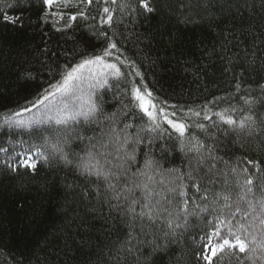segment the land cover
<instances>
[{"label":"trees","instance_id":"trees-1","mask_svg":"<svg viewBox=\"0 0 264 264\" xmlns=\"http://www.w3.org/2000/svg\"><path fill=\"white\" fill-rule=\"evenodd\" d=\"M148 3L151 12L142 0H0V264H207L206 234H227L217 217L264 241V0ZM105 48L121 75L100 88L75 81L85 97L39 120L52 85ZM135 88L184 134L164 114L153 123ZM90 93L102 112L56 123L86 112ZM89 151L115 174L119 201L103 178L76 168ZM168 221L175 235L165 237ZM253 247L212 264H264L261 249L247 259Z\"/></svg>","mask_w":264,"mask_h":264},{"label":"snow or ice","instance_id":"snow-or-ice-1","mask_svg":"<svg viewBox=\"0 0 264 264\" xmlns=\"http://www.w3.org/2000/svg\"><path fill=\"white\" fill-rule=\"evenodd\" d=\"M91 2H92V0H87V3L90 4ZM44 3L46 5H48L49 7H51L54 3V0H44ZM142 3H143V7L147 11H149V12L153 11V9L150 7V5L148 3V0H142ZM65 6H66V4H65ZM104 11L107 13L109 10L107 8H105ZM81 15H83V14L81 13ZM72 19L75 20L76 17L73 16ZM4 20L6 22L15 24V23H17V21L20 20V17H18V16L17 17H9L7 14H5ZM108 21L109 22L111 21V15L108 16ZM111 48L112 49L116 48L115 43L111 44ZM111 55H112V52L110 51V49L105 48L103 50L102 55H96L94 58L84 59L82 63L78 64L75 68L71 69V71H68L64 74L62 82H59L55 85H52V88L54 89L53 92L44 95L37 103L43 104L44 101L49 99V95L55 96L57 93L61 94L62 96H65V97L73 95L76 91L79 90L78 86L74 82L82 79V70L85 69L87 66L102 65L103 67L111 69L113 71V74L115 76L119 77L121 75L120 69L117 68V66L115 64H107L104 61L105 56H111ZM100 83L101 84H107V79H103ZM44 91H45V93L48 92L47 89H45ZM133 92H134V97H135L136 101H138V107L143 111V113L145 115H147L149 117V119L153 123H155L158 120V118H160V113H162L164 110L163 109L157 110V106L153 102V99H152V93L147 92V91L142 93L139 88H135L133 90ZM91 95L92 94L90 93L89 99L87 101L88 107H87L86 112L78 111L73 115H66L62 118H57L56 123H58V124L67 123L69 119H75L77 115H83L86 118H88V117L94 118L97 115V113L102 112V108L100 106H98L95 101H93L91 99ZM26 110H28V109H26ZM115 115L116 114L113 113L110 116H106L105 118L106 119H114ZM197 115H199V113H197ZM162 118L166 121L167 124H169L173 129H175L178 133H180V135L184 134L185 127H186L184 123L174 121L173 119L168 118V116L166 114H164ZM208 118H210V117H208ZM21 123H23V122H21ZM228 123L234 124L235 121L228 120ZM157 126H159V125H157ZM240 127H244L243 121H241ZM52 147L57 152L63 154V148L62 147H58L55 144L52 145ZM45 159H46V157H45ZM63 159H65L66 163H71V161L67 160L66 155H63ZM27 166L32 168V169L36 168L35 163H32V164L27 165ZM76 168L80 171V173L82 175L87 174L90 176L94 175L98 179L103 178V180L107 184V189L112 192L111 199L116 200V201H119L121 199L122 193L118 192L116 190V185L114 183H112V177L115 176V174L111 173L109 171H105L103 169V167L100 165L99 160L96 159V157L93 155V153L91 151H89L87 153L86 157L80 158L79 162L76 164ZM116 179L118 180L119 177L116 176ZM245 184L251 185L252 180L251 179L246 180ZM196 187H197V190H199V185H196ZM97 191L99 192V189H97ZM248 191L251 192L250 187L248 188ZM218 195L220 196V198H222L225 201H228L230 199V196L227 194H218ZM204 198L207 199L206 194H205ZM240 198L242 200L244 199L243 196H241ZM132 203L135 204L136 201H133ZM259 203L261 206V210L264 211V197L261 198ZM112 207L119 209L120 205L115 204V205H112ZM249 207L250 208L252 207L251 202H249ZM129 212H131L135 215H139L140 217L147 216V218L149 220H152L154 222V218L151 215V212H142V213L136 214L134 207H130ZM239 212H240V208L237 207L232 214V218L234 219L235 215ZM248 214L249 213L245 212L243 215L245 217H247ZM135 215H134V218H135ZM217 219L219 220L220 224L224 225L227 228V234L222 236L221 235V228L218 226L214 227V231L206 234V245L205 246L208 248L209 254L205 255L202 251L201 257L205 261H207V264H212V260L214 258H219L220 255L223 254L226 250H229V251L236 250L239 253H245V252L249 251V243L255 245V247H253L251 249V252L253 253V255H250L247 257V259H249V260H253V256H254L257 249L264 250V241L257 243L255 236H252L250 241L242 238L241 231H243V233L245 235H250L244 224H239L234 230L233 227L231 226V220H228L227 224H225L224 219H220L219 217H217ZM173 223H174L173 221H168L167 226L171 230V232H165L164 233L165 237H168L169 235H172V236L175 235V229L173 227ZM260 224L264 225V219L260 220ZM175 227L179 228V227H182V225L175 224ZM229 237H231L232 239H229ZM213 240H215L216 242L213 243ZM150 243L154 245L153 250H156L157 248L161 247V245L156 244L155 241H151ZM165 247H166V245H165ZM253 264H255L254 260H253Z\"/></svg>","mask_w":264,"mask_h":264},{"label":"rangeland","instance_id":"rangeland-1","mask_svg":"<svg viewBox=\"0 0 264 264\" xmlns=\"http://www.w3.org/2000/svg\"><path fill=\"white\" fill-rule=\"evenodd\" d=\"M107 64H109L108 62H105ZM114 78L116 77L113 74V71L111 69H108L106 67H103L102 65H97V66H87L85 69L82 70V79L81 82L88 83L90 86H96V87H102L104 86V84H101V78ZM87 80V81H86ZM88 85V86H89ZM78 86V85H77ZM84 86V87H83ZM86 87V85L81 84L80 86H78V91H76L73 95L65 97L62 96L61 94L57 93L55 96H51L47 101H45L43 104H47L50 100H52L50 103H53L49 108L47 109H41L40 113L41 116L39 120H44V118L46 116L50 117L52 114H57L59 113L58 110L62 107V106H66V105H71L73 104L71 101L73 102H77V98H84L85 97V92L87 90V88H85L83 91L82 89ZM93 89V88H91ZM143 93V92H142ZM59 107V108H57ZM46 108V106H45ZM53 108L58 109L57 111L52 110ZM64 107V111H65ZM161 115H163L164 113H160ZM39 115V114H38ZM26 165H29V163L27 162Z\"/></svg>","mask_w":264,"mask_h":264}]
</instances>
